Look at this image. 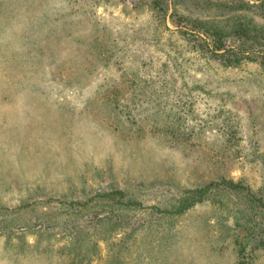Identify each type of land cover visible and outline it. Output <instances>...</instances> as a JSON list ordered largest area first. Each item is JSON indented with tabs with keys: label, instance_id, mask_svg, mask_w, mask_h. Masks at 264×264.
Masks as SVG:
<instances>
[{
	"label": "rangeland",
	"instance_id": "rangeland-1",
	"mask_svg": "<svg viewBox=\"0 0 264 264\" xmlns=\"http://www.w3.org/2000/svg\"><path fill=\"white\" fill-rule=\"evenodd\" d=\"M261 4L0 0V264H264Z\"/></svg>",
	"mask_w": 264,
	"mask_h": 264
},
{
	"label": "trees",
	"instance_id": "trees-1",
	"mask_svg": "<svg viewBox=\"0 0 264 264\" xmlns=\"http://www.w3.org/2000/svg\"><path fill=\"white\" fill-rule=\"evenodd\" d=\"M261 5L264 7V4H261ZM236 32H237V34L242 35V36L245 35L248 38H261V39H264V29H262L261 31H257L256 32V31L251 30L248 26H244V27L237 28ZM215 33H217V32H215ZM229 54H231V53H229ZM236 59H237V61L240 60L239 57L236 58Z\"/></svg>",
	"mask_w": 264,
	"mask_h": 264
}]
</instances>
